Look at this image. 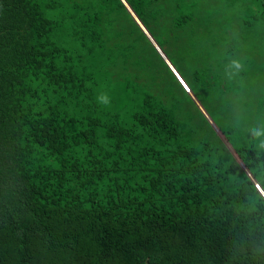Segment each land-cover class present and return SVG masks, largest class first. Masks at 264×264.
<instances>
[{
	"label": "trees",
	"instance_id": "16d2710c",
	"mask_svg": "<svg viewBox=\"0 0 264 264\" xmlns=\"http://www.w3.org/2000/svg\"><path fill=\"white\" fill-rule=\"evenodd\" d=\"M123 1L171 68L121 0H0V264H264V0Z\"/></svg>",
	"mask_w": 264,
	"mask_h": 264
},
{
	"label": "clouds",
	"instance_id": "9594fccd",
	"mask_svg": "<svg viewBox=\"0 0 264 264\" xmlns=\"http://www.w3.org/2000/svg\"><path fill=\"white\" fill-rule=\"evenodd\" d=\"M230 67L234 70V73H238L239 71L242 70L243 65L240 60L234 59L231 61ZM109 103H110L109 97L105 93L103 97V104H109ZM251 135L255 138L264 137V127L252 128ZM259 147L264 148V139H260ZM257 190L260 191L259 188ZM261 195H264V192H261Z\"/></svg>",
	"mask_w": 264,
	"mask_h": 264
},
{
	"label": "rangeland",
	"instance_id": "374dc122",
	"mask_svg": "<svg viewBox=\"0 0 264 264\" xmlns=\"http://www.w3.org/2000/svg\"><path fill=\"white\" fill-rule=\"evenodd\" d=\"M243 26H246L247 24H242ZM237 27H238V25H237ZM236 27V28H237ZM256 72L258 73V74H260V75H263L264 74V56L261 58V60H260V62L256 65ZM260 72H262V73H260ZM252 80V82H254L257 86L260 84V80H253V79H251ZM263 81V80H262ZM264 82V81H263ZM188 90V89H187ZM190 92V91H189ZM188 93V92H187ZM191 93V92H190ZM190 93H188L189 94V96L192 98V100H193V102L195 103V105L197 106V108L199 109V111L200 112H202V114H204L205 115V113H204V111H203V107L201 106V104L199 103V101L197 100V99H195L194 98V96L193 95H191ZM259 93V92H258ZM261 95H262V93H260ZM259 94V95H260ZM240 99L241 100H246V99H248L246 96L245 97H243V96H241L240 97ZM206 116V115H205ZM211 123V122H210ZM211 125H212V123H211Z\"/></svg>",
	"mask_w": 264,
	"mask_h": 264
},
{
	"label": "water",
	"instance_id": "95a60500",
	"mask_svg": "<svg viewBox=\"0 0 264 264\" xmlns=\"http://www.w3.org/2000/svg\"><path fill=\"white\" fill-rule=\"evenodd\" d=\"M123 3L124 1L121 0ZM124 5L126 6V8L128 9L127 5L124 3ZM128 11L130 12V10L128 9ZM130 14L133 16V18L135 19V21L137 22V24L139 25V27L143 30V32L145 33V35L148 37V39L151 41V43L155 46V48L157 49V51L159 52V54L162 56V58L164 59V61L167 63L166 59L164 58V56L162 55V53H160V51L158 50V48L156 47V45L154 44L153 40L151 39V37L146 33V31L143 29V27L141 26V24L136 20L135 16L130 12ZM167 65H169L167 63ZM170 67V65H169ZM171 68V67H170ZM176 75V74H175ZM216 130V128H215ZM217 131V130H216Z\"/></svg>",
	"mask_w": 264,
	"mask_h": 264
}]
</instances>
